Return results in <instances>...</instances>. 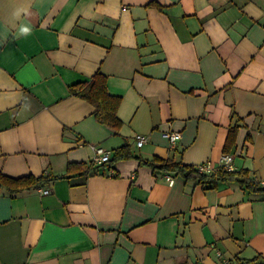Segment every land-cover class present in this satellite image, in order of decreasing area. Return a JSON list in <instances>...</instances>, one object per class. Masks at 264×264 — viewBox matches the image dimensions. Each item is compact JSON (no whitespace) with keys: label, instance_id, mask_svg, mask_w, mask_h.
I'll return each mask as SVG.
<instances>
[{"label":"crops","instance_id":"crops-1","mask_svg":"<svg viewBox=\"0 0 264 264\" xmlns=\"http://www.w3.org/2000/svg\"><path fill=\"white\" fill-rule=\"evenodd\" d=\"M223 153L264 180V0H0V174L46 178L0 184V264H264L263 186L159 167Z\"/></svg>","mask_w":264,"mask_h":264},{"label":"trees","instance_id":"trees-1","mask_svg":"<svg viewBox=\"0 0 264 264\" xmlns=\"http://www.w3.org/2000/svg\"><path fill=\"white\" fill-rule=\"evenodd\" d=\"M72 91L74 94L84 98L95 107L94 117L97 121L107 124L113 128H118L117 126L120 125V121L117 118L116 111L119 106L120 99L119 97L112 96L108 93L106 87V77L102 73L97 71L89 81L74 84L72 86ZM108 163L106 164L109 165ZM95 167L96 165L91 162L90 170L92 171ZM159 167L167 171H175L179 174H191L204 183L215 184L218 181L238 180L245 188H259L258 182L249 179L245 171H227L219 168L210 174H203L197 172L196 167L184 166L170 159L161 160ZM45 179V177L36 178L33 176L13 179L0 174V184H4L14 191L39 185ZM260 189L264 191V187ZM230 264L251 263L249 261L241 262L240 260H237L235 262H230Z\"/></svg>","mask_w":264,"mask_h":264},{"label":"built area","instance_id":"built-area-1","mask_svg":"<svg viewBox=\"0 0 264 264\" xmlns=\"http://www.w3.org/2000/svg\"><path fill=\"white\" fill-rule=\"evenodd\" d=\"M163 136L168 139L171 146H174V144L176 143V140H178L181 137V134L179 132H175V131H165V132H163ZM135 138H136V146L137 147H140L145 141H147V138L143 135H140V134L136 135ZM92 150H93V157H92L91 161L95 165H102V164H106L109 162L110 151H108V150H106L100 146H92ZM219 168H221L223 170H227V171H234L233 156L229 153H223L220 156L218 164L216 167H212L208 162L200 163L196 166L197 172L203 173V174H210ZM109 174L110 175L113 174L112 169L109 170ZM165 180L169 184H173V182H174V179L169 175L165 176ZM257 182H258V185H261L264 187V180H259ZM39 191L41 194H47L48 193L47 189H39ZM224 264H230V262L226 260V261H224Z\"/></svg>","mask_w":264,"mask_h":264}]
</instances>
